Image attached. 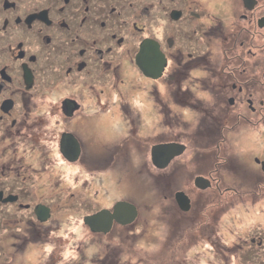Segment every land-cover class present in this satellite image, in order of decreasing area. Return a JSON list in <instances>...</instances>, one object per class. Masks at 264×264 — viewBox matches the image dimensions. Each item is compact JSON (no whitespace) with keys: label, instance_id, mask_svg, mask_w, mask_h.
I'll use <instances>...</instances> for the list:
<instances>
[{"label":"flooded vegetation","instance_id":"flooded-vegetation-1","mask_svg":"<svg viewBox=\"0 0 264 264\" xmlns=\"http://www.w3.org/2000/svg\"><path fill=\"white\" fill-rule=\"evenodd\" d=\"M211 2L207 0L203 6L201 0H0V239L9 241L22 233L31 237L47 228L55 214L51 203L59 199L57 191L53 192L57 184L54 176L60 175L55 170V160H63V169L73 168L77 162L80 164L86 157L108 148L101 145L92 130L83 138L75 122L93 113V117L102 118L109 108L115 117L122 118L116 111L119 108L113 106L114 96L125 106L131 128L127 129L128 120H125L124 137L117 130L111 147H116L115 152H123L128 150V147L124 150L128 144H132L131 148L138 145L134 140L140 141L138 148L151 160L155 143L140 133L142 125L132 115L128 98L117 90L120 80L125 79L110 66L114 60L123 63L129 58L135 69L141 71L137 57L142 44L150 39L168 57L160 77L169 68L170 57H177L172 51L180 54L181 67L174 68L172 76L181 71L179 84L183 91V79L191 68L210 60L213 53L218 59L213 62H218L217 68H213L216 81L212 75L211 84L217 101L210 108V128L198 131L195 142L211 144L213 165V177L198 176L209 179L211 186L207 189L214 187L213 180L216 189L222 188L219 175L232 173L234 152L241 157L242 144L247 141L234 135L235 127L264 125V0H229L224 5L226 13L210 8ZM142 76L155 80L143 72ZM132 93L133 90L127 95ZM228 101L236 104L232 110L235 119L230 121L223 119ZM109 125L114 127V122ZM224 127L230 133L228 137ZM182 132L181 126V137ZM71 135L77 139L79 148L71 141L66 143V149L69 153L77 151L76 160H70L62 150L63 138L69 139ZM166 139L158 143H183L169 140V136ZM39 142L45 150L51 149L50 154L35 153ZM199 156V153L195 156L198 162ZM254 158L262 167L263 159ZM92 165H96L94 160ZM178 166L182 171L184 159ZM168 176V171L160 173V183L165 185ZM59 179L68 185V180L62 176ZM194 202L191 197V209L197 210L199 204ZM41 205L50 208L46 220L37 213ZM206 205L212 208L203 220L196 222V212L188 216L196 222L199 237L205 236L211 243L219 223L214 211L217 203L212 198ZM6 209L11 212L3 217L2 211ZM22 210L26 211L25 215L20 213ZM184 217L188 220L185 214ZM26 220L33 221V230ZM258 243L261 247L255 248H262L264 253V239L259 238ZM218 250L214 251V258L220 257L221 264H228L234 256L236 260L237 255L244 264H261L247 257L250 248H243L240 243L236 250L231 246ZM1 253L7 254V248ZM8 258L2 257V263L9 264Z\"/></svg>","mask_w":264,"mask_h":264},{"label":"rangeland","instance_id":"rangeland-1","mask_svg":"<svg viewBox=\"0 0 264 264\" xmlns=\"http://www.w3.org/2000/svg\"><path fill=\"white\" fill-rule=\"evenodd\" d=\"M206 1L201 0L203 6ZM227 1L229 0H212L210 8L226 13L224 5ZM172 52L177 53L173 55L177 57H170L171 62L166 73L163 77L153 78L155 80L143 77L142 72L135 69L129 58L123 63L114 60L110 66L113 65L116 69V75L125 79L124 82L120 80L117 90L128 98L132 115L138 117L136 122L142 125L140 133L148 135L155 144L160 140L168 141L167 136L170 137L169 140H181L187 145L183 155L173 159L165 169H158L149 156L138 148V145L142 144L140 141L134 140L138 145L132 148V144H128L124 148L125 150L128 147L126 151L115 152L116 147H111L113 135L118 130L119 136L124 137L126 128L123 122L128 118L125 116V106H121L118 97L114 96L113 106L119 108L116 111L122 118L115 117L114 111L109 108V112L105 111L106 114L104 112L102 118L98 115L93 117V113L90 114L91 117L88 115L85 119L75 122L83 138L92 130V133L99 137L101 145H107L108 148L88 159L86 157L80 164L77 162L73 168L63 169L61 161L55 160V170L57 175H60L54 176L57 184L54 185L53 192L57 191L59 199L51 203L55 214L46 226L48 230L43 227L41 234L36 231L33 236L29 235L32 238L23 233L9 238V241L7 238H1L0 264H3L2 257H9V264H221L220 257L215 259L214 251H220L221 247L226 246L236 250L239 243L243 248H250L247 257L264 264V253L262 248L259 249L261 245L258 243L259 238L264 239V170L254 158L258 156L264 161V125L260 128L243 125L238 129L236 126L234 135L247 139L242 144L244 149H241V157L244 159H241L238 152H234L236 157L231 164L232 173L219 175L222 178V188L216 189L213 180L214 187L211 189H198L195 177H213L211 144L195 142V135L200 130L206 131L210 128V108L217 101L213 96L214 88L211 84L213 68H217L218 62H213L218 59L213 53L212 57H209L210 60H204L199 67L191 68L183 79L184 92L183 86L180 87V82L173 81L172 76L174 70L181 67V56L178 51ZM132 90V95L128 96ZM175 93L178 95L174 96ZM134 102L136 104L133 105ZM163 106L166 108L163 109ZM235 106L233 102L226 103L223 119H235V115H232ZM90 119L101 122H90ZM103 120H106V123ZM129 121L130 119L127 129L131 128ZM112 122L114 127L109 125ZM224 130L228 137L230 133L227 127H224ZM202 133L209 135V132ZM38 152L50 154L51 149L45 150L39 142L35 146V153ZM198 153L199 162L195 158ZM181 159H184L182 171L178 166ZM92 160L96 163L95 166L92 165ZM166 171L169 176L163 185L158 180L161 181L160 173ZM217 175L214 173V176ZM60 176L68 180V185L61 183ZM228 186L230 188H227ZM178 190L185 191L197 202L194 203L199 204L197 210L190 208L183 211L179 208L175 198ZM165 194L168 196L164 197ZM212 198L217 203L214 211L219 223L210 243L205 236L199 237L195 223L209 215V209L212 207L204 205ZM117 200L133 202L139 211L137 219L128 225L115 223L106 233L91 231L84 217L101 208L111 207ZM39 208H44L43 214L50 216L49 207L41 205ZM8 212H11V209L2 211L3 217L7 216ZM25 212L20 211L24 215ZM194 212L197 214L195 223L188 216ZM184 214L188 220L183 219ZM26 223L31 224L33 230V221L26 220ZM68 235L73 236V241L63 242L62 237L67 238ZM252 239H255V243H252ZM196 241L198 243L193 246ZM6 248L7 254L2 255L1 251L4 252ZM240 262L245 263L240 260L239 255L236 260L235 256L228 260V264Z\"/></svg>","mask_w":264,"mask_h":264},{"label":"water","instance_id":"water-1","mask_svg":"<svg viewBox=\"0 0 264 264\" xmlns=\"http://www.w3.org/2000/svg\"><path fill=\"white\" fill-rule=\"evenodd\" d=\"M148 54H151L152 57H148ZM163 55L164 54L161 52L158 43L151 39L147 40L142 44L140 53L137 57L138 67L144 75L152 78H158L162 75L163 69L167 63V60ZM159 57H164L161 59L163 60L161 65L155 63V59L158 60ZM69 137V139L63 138L62 150L70 160H76L78 157L76 155L77 151L75 153L67 152L66 143L74 141L76 149H78V142L74 136L71 135ZM185 149L186 145L179 142L155 144L151 149V161L154 166L164 168L168 166V164H170L175 157L181 155ZM262 167L264 170V161L262 162ZM195 184L199 189H207L211 186L210 181L203 176H197L195 178ZM175 198L180 209L183 211L190 210L191 198L184 191H177ZM38 208L37 213H41L40 216H42V220H46L49 216H45L43 214L45 211L44 208ZM138 213V208L134 203L127 200H119L112 206V208H102L90 215H87L84 217V221L89 225L91 231L106 233L111 230L115 222L123 225L132 224V222H134L138 217Z\"/></svg>","mask_w":264,"mask_h":264},{"label":"bare ground","instance_id":"bare-ground-1","mask_svg":"<svg viewBox=\"0 0 264 264\" xmlns=\"http://www.w3.org/2000/svg\"><path fill=\"white\" fill-rule=\"evenodd\" d=\"M162 58H164V57H159L158 60L155 59V63L161 65V63L163 62V60H161ZM109 120H110V118L107 119V121H109ZM58 157H59V155H58ZM59 159H61V158L59 157ZM61 161H63V160L61 159ZM168 166H169V164H168ZM168 166H166V167H168ZM166 167H164V168H166ZM158 182L160 183V181H158ZM62 238H63V242H65V243H68L69 241H73V236H71V235L70 236L68 235L67 238H64V237H62Z\"/></svg>","mask_w":264,"mask_h":264},{"label":"trees","instance_id":"trees-1","mask_svg":"<svg viewBox=\"0 0 264 264\" xmlns=\"http://www.w3.org/2000/svg\"><path fill=\"white\" fill-rule=\"evenodd\" d=\"M179 80H181V71L178 73L176 77L173 78V81H176V83H179ZM167 196H168L167 194L164 195V197H167Z\"/></svg>","mask_w":264,"mask_h":264},{"label":"clouds","instance_id":"clouds-1","mask_svg":"<svg viewBox=\"0 0 264 264\" xmlns=\"http://www.w3.org/2000/svg\"><path fill=\"white\" fill-rule=\"evenodd\" d=\"M261 164H262V162H261ZM158 168V167H157ZM263 168V167H262ZM158 169H165V168H158ZM178 191H180V190H178ZM181 191H183V190H181ZM185 192V191H184ZM186 193V192H185ZM176 194V193H175ZM188 196H189V194L188 193H186ZM190 197V196H189Z\"/></svg>","mask_w":264,"mask_h":264}]
</instances>
